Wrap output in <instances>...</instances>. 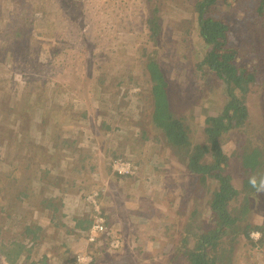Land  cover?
<instances>
[{"label": "rangeland", "instance_id": "rangeland-1", "mask_svg": "<svg viewBox=\"0 0 264 264\" xmlns=\"http://www.w3.org/2000/svg\"><path fill=\"white\" fill-rule=\"evenodd\" d=\"M142 1L129 0L124 6L113 0H0V20L10 27L17 21L11 11L27 6L30 19L36 18L37 23L40 21L20 38L5 41L3 33H0V160H4L0 162V172L10 164V167L22 168L23 172L15 186L7 188L4 200L10 204L0 209V216L11 230L9 236L19 234L29 219L42 231L43 237L31 253L36 264H42L38 262L42 255L46 257V264H69L68 259H71V264H76L74 255L78 252L91 257L89 264L93 259L94 264H166L171 257L168 251L171 241L176 239L175 212L182 208L180 199H176L178 192L170 195L169 188L174 182L188 185L190 175L174 156L168 153H165L166 159L158 156L162 147L155 143L151 130L145 128L141 120L144 114L140 113L144 111L143 94L148 89V77L143 75L135 54V49L144 43L145 35L147 37L140 16L143 14ZM194 1L188 0L187 3L193 4ZM167 3L166 21L182 33L185 27H181V21L188 20L192 13L187 12L185 0H167ZM83 32H88L85 40L87 35L82 38ZM115 35H124L120 38L121 43L114 38ZM178 39L176 34L166 33L160 52V59L164 61L161 67L168 69L167 74L174 79H180L178 73L183 71L174 60L168 62L175 59L173 48ZM50 46L53 49L56 46L63 52L49 62ZM83 48L86 49L84 53ZM107 48L108 55L103 53ZM92 49L100 52L95 60L108 66L82 82L80 76L89 74L87 68L88 62L92 61L89 54ZM191 52L190 48L187 49L189 57ZM56 59H61L58 64L61 67L57 68V76H54L49 70L54 64L51 62ZM53 98L58 106L51 109ZM147 113L145 111V115ZM115 121L130 128L120 131L106 129ZM139 121L148 132L147 141L139 139L138 126H135ZM112 137L119 139L118 145L114 146L119 148L114 154L130 162L136 169L135 173L132 177L110 183L104 181L103 173L94 174V180L88 181L93 177L87 175L92 156L81 163L82 152L87 149L93 154L98 150V143ZM63 139L75 140L85 149L76 151L73 147L64 149L56 146L63 145ZM41 153L48 160H43ZM93 156L97 172L102 169L103 162L110 161V158L101 160V154ZM167 159L175 160L176 164L167 163ZM27 161L30 166L23 169ZM172 164L174 167L167 173ZM47 167L51 170L46 178L39 179ZM83 179L87 181L81 187L84 194L82 190L80 196L77 184ZM96 183L102 185L100 191L103 194L95 200L98 204L103 201L104 214L109 215L111 224L102 235H98L95 246L89 250L86 235L76 238L66 230L78 232L74 227L75 217L91 218L92 210L86 199L91 189L92 196L93 193L98 195ZM50 184L56 187L46 189ZM24 189L28 190L26 192L32 200H26L18 207L14 198ZM37 196H41L40 200ZM48 197H53L59 207L55 215H63L57 226H53L57 220L51 224L47 222L52 209L44 208L42 199ZM170 201L174 203L172 206ZM253 202L250 220L264 225V198L261 201L253 199ZM8 214L11 219L6 220L5 215ZM21 215H25V219L20 220ZM257 232H252L250 237ZM112 238L120 239L117 249L108 245ZM162 250L163 256H155ZM29 262L24 253L17 264ZM0 264L5 263L0 259ZM235 264H264V246H240Z\"/></svg>", "mask_w": 264, "mask_h": 264}, {"label": "trees", "instance_id": "trees-1", "mask_svg": "<svg viewBox=\"0 0 264 264\" xmlns=\"http://www.w3.org/2000/svg\"><path fill=\"white\" fill-rule=\"evenodd\" d=\"M113 1L125 6L129 0ZM185 2L187 12L192 15L188 20L181 21V27H185L181 33L171 22L166 21L164 13L169 9L167 0H143V14L140 16L145 24L147 37L145 35L146 41L135 49L136 62L141 65L143 75L148 77V89L143 94L144 111L140 112L144 113L141 120L143 119L145 128L151 130L155 143L162 147L158 156L165 159V153L174 156L190 175L188 185L174 182L173 187L169 188L170 195L178 192L176 199H180L181 208L186 211L177 209L175 212L176 239L171 241L168 251V256L171 257L166 264H235L240 246H264V225L250 220L252 206L255 204L253 199L261 201L264 198V0H195L193 4H188V0ZM27 8L28 6L11 11L17 20L11 27L0 20V33H3L5 41L8 38H20L28 29L40 24L36 18L30 19ZM39 19L42 20L43 17ZM118 20L120 23V19ZM89 32L91 41L92 30ZM168 32L179 38L175 40L177 45L173 48L175 59H169L168 62L174 60L183 70L178 73L180 79L170 78L168 69L161 67L164 61L160 59V52ZM87 33L83 32L82 38ZM87 37L88 35L84 40ZM114 38L121 43L120 38H124V35H115ZM166 38L172 41L171 38ZM48 48L52 49L49 62L63 52L57 50L56 46L54 49L51 46ZM189 48L192 51L190 57L186 53ZM85 51L83 48V53ZM103 53L108 55V48ZM87 54L88 51L85 56ZM89 54L92 56V61L88 62L89 74L80 76L83 78L82 82L96 71L106 70L108 66L95 60L97 54H100L96 49H92ZM60 62L61 59L51 62L54 64L49 70L50 74L55 76L58 73ZM98 82L101 83L102 79H98ZM57 106L53 98L50 108ZM145 111L148 112L147 115ZM59 114L63 118L60 111ZM140 123L139 121L135 125L138 126L139 139L147 141L148 132L143 123L142 126ZM124 125L126 124L115 121L106 126V129L120 131L130 128ZM118 141V138L112 137L98 143V150L93 154L75 140L63 139V145L56 146L64 149L73 147L76 151L85 149L80 162L92 156L87 175L103 173L104 181L110 183L120 178L132 177L119 176L112 171L113 161L121 159L120 155L114 154L119 148H114ZM94 154H101V160L110 158V161L107 159L103 162L99 172ZM41 155L43 160H48L44 154ZM166 161L176 164L175 160ZM0 162L4 160L1 159ZM137 163L140 164V161ZM10 165L0 172V209L10 204L4 200L5 192L23 173L22 168ZM28 166L29 161L23 169ZM169 167L167 173L174 165ZM50 170L48 167L44 169L39 179H45ZM94 178L95 176L88 181H93ZM85 181L87 180L83 179L77 184L80 196ZM97 185L98 197H102V185L96 183L95 186ZM50 187L56 186L50 184L46 189ZM26 190L19 191L14 198L16 206L32 200ZM37 197L40 200L41 196ZM42 203L44 208L52 209L47 218L48 224L57 220L53 224L57 226L63 215H55L59 207L54 203V198L42 199ZM169 204L172 206L174 203L170 201ZM100 205L104 212L103 201H100ZM62 206L60 203V207ZM105 216L107 227L111 220L109 215ZM5 218L11 219V215H5ZM22 219H25V215L20 216V220ZM73 221L78 232L67 229L68 234H75L77 238L89 232L90 218L75 217ZM5 223L1 215V262L17 264L25 253L28 261L30 260L29 264H36L31 253L39 245L43 237L42 231L29 219L19 234L9 236L11 230ZM168 230L169 227L166 228ZM256 231L260 233V239L254 241L250 234ZM4 236L8 237L3 239ZM96 241L97 239L86 243L89 244V250L95 246ZM163 255V250L155 254ZM41 257L38 262L46 264V257ZM68 262L71 264V259ZM94 263L93 259L91 264Z\"/></svg>", "mask_w": 264, "mask_h": 264}, {"label": "built area", "instance_id": "built-area-1", "mask_svg": "<svg viewBox=\"0 0 264 264\" xmlns=\"http://www.w3.org/2000/svg\"><path fill=\"white\" fill-rule=\"evenodd\" d=\"M133 165L126 161V160H116L113 161L111 168L113 173H116L119 176H131L135 173L136 169L132 167ZM97 194L92 192L88 195L87 197V203L90 205L91 210H92V215H91V226L89 232L85 236V241L86 243H92L95 242L96 238L98 235H102L107 230L105 221H106V216L104 212L101 209L100 202L99 204L95 200L97 198ZM260 233H254L251 235V238L254 240L259 239ZM120 241L118 238H112L109 242L108 245L112 249H117L119 247ZM74 260L76 264H89L91 261V257L88 255H85V253L78 252L74 255Z\"/></svg>", "mask_w": 264, "mask_h": 264}]
</instances>
